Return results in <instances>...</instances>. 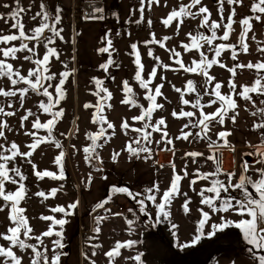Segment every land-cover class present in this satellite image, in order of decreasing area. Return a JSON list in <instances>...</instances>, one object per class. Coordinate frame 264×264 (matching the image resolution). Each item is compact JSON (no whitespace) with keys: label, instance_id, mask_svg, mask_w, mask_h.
Wrapping results in <instances>:
<instances>
[{"label":"rangeland","instance_id":"374dc122","mask_svg":"<svg viewBox=\"0 0 264 264\" xmlns=\"http://www.w3.org/2000/svg\"><path fill=\"white\" fill-rule=\"evenodd\" d=\"M54 1L57 3V8L56 6L53 7L50 0H20L21 6L26 10L25 13L21 14L26 33H30L33 28L41 23V17H37L35 20L32 17L42 10V5H44L43 10L48 11L51 15L54 16L57 12L60 14L61 23L57 27L63 29L62 35L64 40L56 39L55 41L54 46L60 52V58L59 60L52 59L51 71L57 73V77L59 78V73L65 70H75L64 86L66 99L61 101L55 109H64V116L58 121L53 131V136L61 142L62 147L57 149L54 143L42 144L30 158L32 163L36 165L35 170L27 162L28 158L21 159L18 157L15 165H9L10 167H20L27 176V179L24 181L27 188V197L21 202L20 206L26 209L25 215L28 217L29 224L33 228L32 235H41L48 230L51 221L41 219L42 216H54L56 219H66L67 223L64 225L63 232V243L66 245L63 251L66 255L62 256L61 264H92V261H95V264H109V260L104 253L111 250L117 241L123 242L128 240H136L140 241V243H137L130 249H121V255L115 258L114 264H137L131 258L138 253L144 254L142 257L144 264H256V261L247 250L251 246L244 241L242 232L234 226L223 231H218L214 236H208V232L211 231V225L213 224L221 223L225 219L238 222L240 219L247 217H241L231 210L227 213L213 212L207 205L201 204V197L198 193L202 188L210 186V181L199 180L195 185H191L190 181L195 178L197 169L200 172H212L215 170L214 162L206 160L207 156L212 155L214 149L209 146L208 140L195 138V133L199 129L191 127L183 129V126L188 123V118H174L172 115L174 110L179 113L183 108L185 111H196L197 117L199 116V111L193 109L191 105L182 104L181 94L176 92L173 86L184 89L188 80L195 81L197 86H199L203 81V77L195 73L185 72L182 69L173 71L172 69H176L179 66L171 58V53L167 49L175 48L181 53L184 63L189 65L193 60H199L200 56L195 50L187 53L184 51L182 45L190 42L187 34L189 32L195 34L197 31L208 35L211 33L208 29L199 27V17L196 19H185L184 23L180 25L178 33L176 21L170 27H165L162 23V20L174 8H178L181 3L188 4L189 0H160L159 4H153L151 8L147 6V0H145L144 19L140 23H136V21L140 20L141 16L138 10L140 0L132 2L127 16L125 15L128 8L124 11L123 16L125 18L122 17V27L118 28L117 34L112 39L113 50L110 51L113 52L112 59L115 61V64L109 66L108 72L99 67L107 59L105 53H98L97 59L96 57L91 58L90 55L91 47H96L97 44H103V42L96 37L85 40L82 36L81 27L87 22H84L78 14L80 4L83 2L79 3L77 0ZM226 1L223 5L225 23L230 14V9H232ZM5 5H8V7H5ZM201 6H206L211 13L209 23L211 21H220L218 0H202ZM16 7V0H0V14H4L5 16V19H0V34L17 32L16 29H11L12 21L7 15L15 11ZM242 13L244 17L253 15L249 9H242ZM73 16L76 18L77 23L74 22ZM5 20L8 22L6 23ZM149 20L152 21L151 25L148 23ZM74 23L78 25L77 35H75V31L73 30ZM152 33L155 34L157 40H162L166 36L172 38L164 42L165 47L163 48L158 44H145V41L152 39ZM222 34L223 28L218 32V35ZM234 35L237 34L233 32L229 41L224 43L233 44L235 41L231 37ZM74 36H78L76 58L74 59L75 67L73 60ZM84 41L86 43H83ZM12 43L17 46L19 45V41ZM34 43H29V47H33ZM133 43L138 45L141 63L144 65L143 76L145 79H148L149 73L157 63L153 57L148 55L149 50L153 52V56H158L163 64L170 65L168 69L158 68L157 75L150 85L154 90L156 85L163 84L161 89L163 95L157 98V103L162 104L163 108L154 112L151 122L155 123L160 118H164L167 125L166 131L173 143L167 145L168 150H165L166 145L163 142L157 143V141H161L162 134L153 132L151 137L152 143L148 145L151 149V156L147 159H145L148 156L147 153H141L139 158H129V153L125 150L126 144L136 139L139 134L130 129L125 133V130L121 127L125 119L134 128L143 127L144 123L132 119L141 114L142 109L140 107H131V105L122 103V100L126 98V93L123 91L124 80H127L133 88L139 104L147 108L150 103L145 99L146 90L142 89L134 79L137 67L134 63L135 56L131 54L133 52L131 49ZM216 43H221V41L217 40ZM0 47H3V45H0ZM102 47H105V45ZM207 49L208 46L205 45L202 50L206 52L209 58H212L213 54L208 52ZM36 51L42 58L45 48L43 45H40L36 48ZM24 55H28V53H18L17 59L9 62L13 63L14 68H19L21 74L27 75L29 69L34 67V64L30 61H24ZM93 56H96V54H93ZM220 59L227 67L215 65L210 69V75L216 78L215 82H221L224 85L221 91L227 94L230 92L227 86L228 80L231 79L229 77L231 73L227 69L234 66V61L231 59L229 51H225ZM65 64L67 68L64 67ZM120 67L123 68L124 75H126L124 79H122L123 72L116 70V68ZM58 78L52 81L53 85L58 83ZM93 78L104 80L103 86L112 93V98L109 101L111 108L106 107L104 115L107 117L108 122L114 124V129H108V135L111 136V139L107 140V142L103 139L100 140L99 143L104 144V146L97 149L103 161L102 164H99L95 160L91 164L86 162V154L83 151L91 143L88 139V133H96L100 130V125L92 122L95 108L86 109L84 107L86 103L95 105L99 99L94 95L96 85ZM236 79L240 81L243 77L239 76ZM252 83H239L237 91L240 90V86L251 85ZM0 87H4L7 90L12 86L5 79L0 80ZM184 98L194 102L195 94H186ZM253 98L255 99L256 97L254 96ZM40 100L46 101V98L30 92L25 98L24 106L20 107L18 97L5 98L0 96V106L4 107L6 111L16 112V115L12 117L0 116V122L6 121L8 124V128L4 129L7 139L0 138V144L7 147L11 142H15L21 152L29 151L27 145L32 142V138L25 133L35 131L31 123L35 117H30L28 121H23V127H21V117L26 114L28 109H31L33 112H37L41 122H46L50 119V115L38 111ZM241 100L237 97L239 114L235 123H232L230 120L226 121L223 126L214 123L210 126L209 131L211 141L218 139L216 134L220 131L231 132V135L227 139L234 146L235 151L224 147L221 148L220 155L222 157L223 171L225 173L234 172L236 174L233 177V183L238 182L242 174L241 165L245 160L249 162V174L254 179L258 176L255 169L264 167V165L254 163V156L245 155L254 151L252 147L254 145H251V141L257 143L260 141V135L258 133V138L255 139L257 131L252 130V125L258 121V117H254V120L250 114V110H252L250 105ZM207 101L208 97L205 96L202 102L206 103ZM9 102H11V107H9ZM218 106L217 104L205 107L204 111L211 113ZM245 114L248 119L247 129L250 132L249 144L245 147H238L236 142L239 136L238 132L243 129V125L237 123L241 121ZM104 127H107V125L105 124ZM182 129L186 132H192L193 135L188 140L177 139L181 135ZM113 131L114 135H112ZM46 134V130H40V135ZM60 151L66 153L64 157L66 179L63 181L47 177L43 180L38 179L34 174L36 170L59 172V168L54 163V160ZM189 152L203 153V156L187 157L185 154ZM114 153H120L115 161L112 159ZM168 159L170 160L169 162ZM173 163L175 164V169L172 167ZM97 167L102 170L97 171ZM184 169H186L188 176L179 182L180 195L175 197L167 209L170 213L168 217L160 215L155 204L147 200L145 201L147 214L140 213L139 204L136 200H133L127 194L113 192V187L128 186L133 193L146 195L148 189L158 185L159 191L153 192V194L156 195V202L159 203L164 191L169 189L171 181L174 178V173L183 175ZM89 174L92 176L90 185L87 183ZM220 178L227 182L225 175H221ZM61 185L63 186L62 188ZM16 187L8 184L6 185V190L14 191ZM53 188L60 189L55 197L44 200L35 195L39 191L48 193ZM249 190L255 194L251 186H249ZM109 196L112 199L103 208L97 209L94 207L98 202L105 200ZM227 196L242 199V193L236 189H230L229 193H222V197ZM141 198L143 197L138 196L137 200ZM185 200L190 201L188 212H185L182 207ZM76 201L79 202L78 207L72 215L67 217L62 213L51 210L57 206L67 208L69 204ZM219 203L218 201L217 206H219ZM120 207H124V210L121 211ZM129 209H132V212H129ZM200 209L209 212L210 219L204 225V235L201 240L192 245L191 241L198 234L199 221L203 218ZM9 211L7 208L0 211V233L6 232L10 226L8 219ZM116 213L122 215H115ZM98 216L106 217V219L99 224L101 231L97 234L94 229L97 226L96 217ZM127 219L134 220L133 232L128 231ZM75 228H77L78 235H80L78 242L80 241L81 243L77 249L73 244L74 238L69 236L72 231L74 232ZM56 230H59V226H57ZM86 231L89 232L87 233ZM55 239H57L55 235L44 237V246H47L49 249V258L53 255L52 249ZM68 241L71 242L70 246H68ZM29 242L36 243L35 240ZM0 244L5 247L8 246L7 242L2 239H0ZM184 244H188L189 246L181 247ZM95 245H101V247H95ZM14 250L17 252V255L23 257L22 264H30L32 258L30 250L27 252L19 249ZM259 254H264V252ZM0 261H2V258H0Z\"/></svg>","mask_w":264,"mask_h":264},{"label":"snow or ice","instance_id":"6c2138e0","mask_svg":"<svg viewBox=\"0 0 264 264\" xmlns=\"http://www.w3.org/2000/svg\"><path fill=\"white\" fill-rule=\"evenodd\" d=\"M224 2L225 0H218L219 4V14L220 21H211V13L206 6L202 5V0H189L188 4L181 3L178 8H174L166 18L162 20V23L165 27H170L174 21L177 22V33L179 32L180 25H182L187 18L196 19L200 18V28H206L210 31V35L205 34L204 32L197 31L195 34L189 32L187 35L190 42L184 43L182 46L184 51L191 52L193 50L199 53L200 59L193 60L191 64L186 65L181 58V53L178 52L175 48L167 49L171 53V58L174 59L175 63L179 66L173 71L183 70L189 73H195L203 77L202 83L197 86L196 82L193 80H188L184 89L175 88L174 90L181 94V102L183 105H191L195 110L199 111V116L197 117L196 111H185L183 108L179 113L175 110L172 112L174 118H188V123L183 126V129L189 127L193 129H199L195 133V138L200 140H208L209 146L214 149L212 155L206 157L207 161H212L215 164V170L212 172H200L197 169V174L194 179L190 181L191 185H195L199 180L210 181V186L202 188L198 193L201 197V204L207 205L213 212H229L235 211L242 218L238 222H234L230 219H225L221 223L211 225V231L208 232V236H214L218 231H223L231 226L239 229L243 234L244 241L250 245L247 250L251 254L252 258L256 261V264H264V254H259L264 252V167L255 169V172L258 173V176L254 179L250 172V165L247 160H245L242 167V174L239 177L238 182L233 183V177L236 175L234 172H224L222 169V157L220 155L221 148L227 147L232 151H235L233 145H231L227 139L231 135L229 131H220L217 133L218 139L216 141H211L209 137L210 126L215 124L223 126L226 121H231L232 123L236 122L238 116V104L237 97L245 101L247 104L251 105L250 114L254 117H258V121L254 122L252 125V130L257 131L260 135V142L258 145L252 146L254 151L251 153H246L247 156H254V163L264 165V60H259L255 63L248 62L236 63L233 67L228 68L227 70L231 73L233 79L228 81V88L230 92L225 94L221 91L224 86L221 82H215L216 78L210 75V69L219 65L220 67H227L221 62V57L225 51L231 53V59L233 61L238 60L240 53L247 54L249 52V44L247 43L248 34L253 29V21L260 22L262 16H264V0H255L251 6V12L253 15L242 18L239 23L241 25V32L238 37L237 43L230 44L224 43L229 41L231 34L234 32L233 25L236 23L234 17L236 16V9L233 7L229 16L227 17V22H224ZM243 0H227L229 5L242 4ZM160 0H147V6L151 8L153 4H159ZM16 10L8 13V17L11 19V29H16L17 32L12 34H0V80H7L10 82L12 87L7 90L4 87H0V96L5 98H19L20 107L24 106L25 98L28 94L34 93L37 96H42L46 98L45 100H40L38 104V111H41L45 114L50 115V119L46 122H41L37 112H33L31 109L26 111V114L21 117V127H23V121H28L30 117H35L31 121L32 128L35 131H29L25 134L32 138V142L27 145L29 151L21 152L19 146L15 142H11L9 146L0 144V211H3L5 208L9 209V221L10 226L7 228L6 232L0 233V239L6 241L8 246L0 244V264H22L23 257L17 255V252L14 249L23 250L25 252L31 251L32 258L30 264H61V258L66 253L63 251L66 245L63 243V232L64 225L67 223V220L64 218L56 219L54 216H42L41 219L45 221H51V224L47 231L43 232L41 235L33 236V228L29 224V219L25 215L26 209L21 207V202L24 201L27 197V188L24 181L27 179V176L23 173L20 167L9 165H15L17 158H28L27 162L32 165L33 169H36V165L32 163L31 157L37 149L44 143H54L57 149L62 147L61 142L58 139H55L53 136V131L58 123V121L64 116V109L59 108L55 110L61 101L66 99V90L65 84L68 78L73 75V70H65L59 73V78L57 73L51 71V61L53 58L59 60L60 52L54 46L56 39L61 41L64 40L62 35L63 29L58 28L57 25L61 23V16L57 12L54 16L51 15L48 11H44V5L41 6V11L37 12L32 19L35 20L37 17H41V23L33 28L30 33L25 32V25L22 22V13H25V9L21 6L20 0H16ZM199 6V7H198ZM8 7V5H5ZM144 9H145V0H140L139 11L141 13L140 20L136 23H140L144 19ZM104 9L101 7H94L92 13L87 14L85 18L94 19V20H103L105 16L103 15ZM0 19H5L4 14H0ZM7 23L8 21L5 20ZM151 25L152 21H148ZM223 28V34L218 35V32ZM172 37H163L162 40H157L155 34L152 33V39L145 41V44H158L162 48L165 47V41L170 40ZM255 40V36L252 37ZM102 40H106V46L99 48L98 53H108L109 59L99 65L101 69L105 72H108L109 66L114 65L115 61L111 57L112 49V40L106 35ZM219 40L221 43H216ZM19 41V45L12 42ZM35 42L33 47H29V43ZM11 45V46H9ZM40 45H43L45 48V53L42 58L37 54L36 48ZM208 46V52L213 54L212 58L206 54L204 46ZM133 52L132 55L135 56L134 63L137 67L134 79L139 83V86L146 90L145 99L148 100L149 106L145 108L142 104L138 103L136 98V93L129 84L127 80L123 81V91L126 93V98L122 100V103L125 105H131V107H140L142 109L141 114L133 117L134 121H142L143 127L134 128L128 121L125 119L122 122V129L134 131L138 133L136 139L128 142L126 144L125 150L129 153V158L131 157H140L141 153H147L148 156L145 159L151 156V149L148 147L152 143V133L157 132L161 133V141L166 145H171L173 141L169 138L166 131V120L160 118L159 120L152 123V117L156 110L162 109L163 105L157 103V98L161 97L163 93L161 89L163 84L156 85L154 90L150 85L157 75L158 68L168 69L170 65L163 64L160 61L158 56H153V52L149 50L148 55L153 57L157 62L153 67L152 71L149 73L148 79H145L143 76L144 65L141 63V55L138 50V45L133 43L131 45ZM256 51L261 55H264V42H257ZM28 53V55L23 56L24 61H30L34 64V67L29 69L27 75L21 74L19 68H14L13 63L9 61H14L17 59L18 53ZM75 57H73V60ZM67 68V65H64ZM248 69L252 71L255 75V79L251 85H242L240 90L237 91V84L235 83L234 77L237 74V70ZM58 83L53 85L52 81L57 80ZM96 85V95L99 99L95 105L91 103H86L84 107L95 108V114L93 115L92 122L100 125V130L96 133H88V139L91 143L86 146L83 151L86 154L85 160L91 164L94 160L99 164H102L103 161L99 156L98 148H103L104 144L99 143L100 140L111 139V136L108 135V129H114V124L107 121V117L104 115V109L111 108L109 101L112 98V93L104 87V80L99 78H93ZM23 85V86H19ZM19 86V87H18ZM52 89V91H50ZM103 94V95H102ZM186 94H195V100L189 101L185 99ZM208 97V101L203 103V98ZM259 98V104L253 97ZM219 105L215 108V111L211 113H206L204 111L205 107H211L214 105ZM9 107H11V102H9ZM16 115L15 111H6L4 107L0 106V116L12 117ZM195 118V119H193ZM107 127H104V125ZM8 128L6 121L0 122V138L7 137L5 136L4 129ZM46 130V135H40V130ZM151 129V131H149ZM181 130V135L177 139L188 140L190 136L193 135L192 132H186ZM114 131L112 135H114ZM66 153L60 151L59 154L55 157L54 163L58 166L59 172H53L49 170L34 172L35 176L43 180L45 177L51 178L54 180L63 181L66 179L65 167H64V157ZM120 153H114L112 156L113 161L117 160ZM187 157H200L203 156V153L199 152H189L185 154ZM173 169H175V164H172ZM97 171L102 169L97 167ZM221 175L227 177V182L221 179ZM188 176L186 169L183 170V175L175 174L174 178L171 181V185L168 190L164 191L161 202L157 203L156 195L153 192H158L159 187L154 186L147 190V194L142 193H133L127 187H113L114 193L127 194L133 200H136L139 204V212L146 213V200L151 201L155 204L156 208L159 210V214L164 217L170 215L167 210L171 205L172 201L176 196L180 195L179 182ZM92 181V176L89 174L87 183L90 185ZM11 184L17 186L14 191H7L6 185ZM249 186L254 189L253 191L249 190ZM63 186L61 185V188ZM230 189L239 190L242 193V199H238L234 196L222 197V193H229ZM60 191L59 188H53L48 193L44 191H39L35 193L36 196L47 200L50 197H55L57 192ZM208 193V194H206ZM210 194V195H209ZM186 195V194H185ZM138 196L143 198L137 200ZM111 196L107 197L105 200L98 202L94 207L103 208L110 200ZM219 206H217V202ZM78 201L73 202L65 208L64 206H57L51 209L53 212H59L64 214L65 217L72 215L74 210L78 207ZM189 200H185V203L182 205L185 212L189 211L188 204ZM110 211V210H109ZM202 212V219L199 221L198 234L195 235L194 239L191 241L192 245L198 243L202 236L204 235V225L210 219V213L207 211ZM129 212H132V209H129ZM115 215H122L116 213ZM106 219V217L98 216L96 217V224L94 231L95 233H100L101 228L99 224ZM128 231L133 232L134 220L127 219ZM159 222V221H157ZM59 226V230H56ZM55 235L57 239L53 241V255L51 258L48 256L49 249L47 246H44V237H51ZM35 240L36 243H30L29 241ZM140 241L128 240V241H117L115 246L111 248L104 255L108 258L109 264H114L115 258L121 255V249L132 248ZM188 244L181 245V247H188ZM95 247H101V245H95ZM95 255V253H93ZM143 253H138L131 259H134L137 264H144L143 262ZM92 264H95V261H92Z\"/></svg>","mask_w":264,"mask_h":264},{"label":"crops","instance_id":"0c3cea01","mask_svg":"<svg viewBox=\"0 0 264 264\" xmlns=\"http://www.w3.org/2000/svg\"><path fill=\"white\" fill-rule=\"evenodd\" d=\"M77 1L80 3V2H86V1H91V0H77ZM98 1H101L103 3V9H104L103 15L105 16V19L95 20V21H87V20H83V18L80 17V18H82V20L84 22H87L86 24H84L81 27L83 38L85 40H90V39L96 37L97 39H99L100 41L103 42V44H97L96 47H91V49H90L91 58L96 57V59L98 58V51L97 50L99 48H102L103 45L106 46V43H107V41L102 40V38H104L107 35L112 40L113 37H115V35L118 32V28L120 29L122 27V17L125 18V16L128 15L129 6L135 0H98ZM50 2L52 3L53 7L56 6V8H57V3H55L56 1L50 0ZM254 2H255V0H243L242 4L229 5L227 3L229 6H231V8L235 7V9H236V16L234 17V19L237 23H236V25H233V28L235 30L234 31L235 34H237V35H234L233 37H231L235 41L234 43H237L239 34L241 32V25L238 21H240L242 18H244L243 13H242V9L243 10H245V9L250 10L251 6ZM63 5L65 6V4H63ZM126 8H128L127 14L125 16H123ZM73 18L75 19V21H74V19H73V21L76 22V18L74 16H73ZM73 21H72V23H73ZM252 23H253V29H252V31L249 32L248 39H247V43L249 44V52L247 54L240 53V55L238 56V60L234 61V64H236V63L247 64L250 61L255 63L259 60H264V55H261L260 53H258L256 51L257 42L258 41L264 42V18L261 19L260 22L253 21ZM77 26L78 25L77 24L75 25V23H74L73 30L75 31V35H77ZM253 35L256 38L255 40L252 39ZM77 41H78V36H76V37L74 36V50H73V52H74L75 58H76V52H77ZM83 43H86V42L84 41ZM93 54H96V56H93ZM105 54L107 55V59L104 62H106L109 59V54L108 53H105ZM112 55H113V52H111V57H113ZM74 67H75V60H74ZM116 70H121L123 72L122 79H124L126 75H124L123 68L122 67L116 68ZM239 76L243 77V79H241L240 81L238 79H236ZM229 77L231 79H233L232 76H229ZM254 79H255L254 73L248 69H243V70L238 69L237 74L234 77L235 83L237 85L239 83L253 82ZM117 81L119 82V80H117ZM254 100H256L257 104H259V98H255ZM241 101H243V100H241ZM250 107H251V105H250ZM252 117L254 119V116H252ZM237 124L243 125V129L239 130V132H238L239 136H238V139L236 141L237 146L238 147H245L246 145L249 144L248 140H249V134H250L249 130L247 129L248 119H247L246 114L241 119V121ZM257 138H258V132H257V136L255 139H257ZM259 142L260 141H258L257 143H253L251 141V145H258ZM228 151H230V150H228ZM169 161L170 160L168 159V162ZM124 187H127L130 190V188L128 186H124ZM75 227H76V223H75ZM89 231H86V232L88 233ZM69 233H70V230H69ZM69 236L74 238L73 244L75 245V247L77 249L78 246L81 244L80 241L78 242V237H80V235H78L77 228H75L74 232L72 231V233H70ZM76 239H77V241H76ZM68 242H69L68 246H70L71 242L70 241H68Z\"/></svg>","mask_w":264,"mask_h":264},{"label":"built area","instance_id":"2783aa9c","mask_svg":"<svg viewBox=\"0 0 264 264\" xmlns=\"http://www.w3.org/2000/svg\"><path fill=\"white\" fill-rule=\"evenodd\" d=\"M94 7L103 8V3L101 1H98V0H91V1L83 2L82 4H80L79 14L78 15H80L83 18V20L95 21L94 19L85 18L87 14L92 13ZM233 167H234V165H233ZM231 169H233V168H231ZM119 209L121 211H123L124 207H120Z\"/></svg>","mask_w":264,"mask_h":264}]
</instances>
